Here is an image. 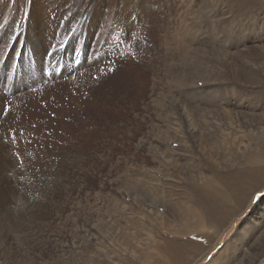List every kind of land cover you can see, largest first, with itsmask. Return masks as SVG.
<instances>
[{
    "label": "rangeland",
    "instance_id": "obj_1",
    "mask_svg": "<svg viewBox=\"0 0 264 264\" xmlns=\"http://www.w3.org/2000/svg\"><path fill=\"white\" fill-rule=\"evenodd\" d=\"M92 2L95 31L75 47L78 65L51 63L82 12L63 5L39 78L24 93L1 89L0 264H150L167 244L155 246L162 227L188 251L184 264L210 242L197 264L225 246L214 264L254 254L264 223H244L264 206L253 201L264 192V0H144L130 17L141 27L101 49L124 3ZM240 185L252 193L241 200ZM201 207L204 230L194 225Z\"/></svg>",
    "mask_w": 264,
    "mask_h": 264
},
{
    "label": "bare ground",
    "instance_id": "obj_2",
    "mask_svg": "<svg viewBox=\"0 0 264 264\" xmlns=\"http://www.w3.org/2000/svg\"><path fill=\"white\" fill-rule=\"evenodd\" d=\"M120 1L122 2V4L123 3H124V5L126 4V0H120ZM143 1L144 0H131L132 4L135 5L133 7L126 8V7H124V5L120 6L119 10L117 11V15L115 17L114 26H113V31L115 30V33L117 36H115L113 34V38L109 37V38L100 39L98 41V45L100 46V49L102 46L104 47L105 45H107V42H109V41L112 42L111 43L112 45L111 46L107 45V46H109L110 48H114L116 43H118L117 41H119L122 38V36H120L118 34L121 32L122 34H125L123 36V38L126 37L128 27H134L135 29L141 27V25H139V22L134 21L135 17H134V19H132L130 17H133V15L138 13V11L142 8ZM92 3H93L92 0H76V1H73V0H54V1H52L51 0V2H49V3H48V0H0V105L4 104V102H9L8 99H10L9 97H7L5 95L4 91H2L1 89H4L8 92H11V90H13L15 92H16V90L17 91L22 90L24 93L25 91H27L26 90L27 87L31 84V83H29L30 80L33 79L35 81L37 78H39V76H40L39 70L41 67V63H40L39 59H41V57L44 58V56L47 54V51H48L47 50L48 45L52 41H54L58 38V35H57L58 32L57 33L52 32L51 28H53V25H55L57 23L58 20L56 18L63 14V12H64L63 11V5H66L68 9L70 8L69 10H72V7H74L73 8V10H74V9H76L75 8L76 4H79V6L77 8H80L82 10V12H81V16L78 18L77 24L74 27H66V29L64 30L65 31L64 36L62 37V35H61L62 39H60V37H59L61 42H59L58 48L55 51H53V53L51 55L52 56L51 57L52 58L51 63H53V61L56 59L55 58L56 56H59V57L69 56L72 61H74V62L76 61L77 65L80 63L81 59H76V60L74 59L75 50L77 47L79 50L84 49L83 45L78 46L79 43L85 44V46H88L90 44L91 40L93 39V33L95 31V24H94V20H93L94 18L91 16V13L93 10ZM110 5H112V4H110ZM42 7H44V9L46 11V12L44 11V14L41 11ZM103 7L99 9V11H100L99 13H101L104 21H106L105 19L108 16H107L105 10L103 9ZM148 7H150V4ZM39 10H40V14L43 17V19L40 17V14L38 12ZM51 12L55 14L54 20H52L53 17L47 18L48 15H46V13L50 14ZM61 12H62V14H60ZM147 12L148 13L151 12V8L147 9ZM4 27H5V29H4ZM91 31H92V33H91ZM78 35L82 38L80 41L76 40V36H78ZM64 38H65V40H64ZM68 39H69L70 45H66L67 44L66 41ZM62 41H65V42L63 43ZM143 41L146 42L147 40L143 39ZM148 41H149V38H148ZM71 42H72V44H71ZM151 44H152V41H151ZM147 45H148V43H147ZM148 47H150V46H148ZM28 49H30V52L28 51ZM27 52L31 56H29V54ZM103 53H105V52H103ZM19 54L21 56H19ZM49 64H50V61H49ZM63 64H64V62H63ZM76 64H74V65L77 66ZM57 65H59V62ZM48 68H49V66H48ZM73 70H74V68L72 66L69 67V71H73ZM70 73L72 75V72H70ZM41 75H43V73H41ZM15 80H16V83H15ZM209 88H210V86H209ZM199 91H200V89H199ZM215 101H214V103H216ZM210 113H211V111H210ZM210 117H212V116H210ZM205 123L212 124L214 127H216V131L217 132L219 131V130H217V127L220 126L219 125L220 123L218 124L217 122H212V121L211 122L205 121ZM224 130H227V129H224ZM250 150H252V149H250ZM259 155H257V156H259ZM260 157H261V155H260ZM251 158H252V156H251ZM260 160H261V158H260ZM261 173H262V175H264V169L262 170ZM210 177L205 176L203 174V179H205V180H210V179H208ZM248 179L250 180V178H248ZM244 180L248 181L247 179H244ZM210 181H214V180H210ZM246 181H244V182H246ZM231 182H233V181H231ZM251 183L252 182L250 180V184ZM261 185H264V184L262 183ZM223 186L224 185L219 186V190H221V188ZM244 187L245 186L242 185L241 188H238V190H237L239 200L244 199L246 191H247V189L251 188V185L248 186L247 189H246V187L245 188ZM249 193H251V192H249ZM249 193H247L246 195H248ZM208 212L209 211L207 209H202V207H201V213L197 215L198 216L197 218L199 220L198 221L196 220L194 223L195 226L198 225L199 230L200 229L204 230L207 226H209V227L211 226L207 222V218H206V215L208 214ZM158 214L163 219L167 218V215H165V214L162 215V213H160V212ZM262 223H264V206L257 209L250 216V218L246 220L244 225L248 229H251L253 226L255 228H258L259 224H262ZM220 225H223V222L216 224L217 227H219ZM213 227L215 229L214 225H213ZM217 227H216V229H217ZM224 230L225 229L221 228V230L217 229L215 231L216 238L218 240H217V242L215 241L216 239L213 240V243L218 244V242L221 240L220 232H222ZM164 231H165V228L162 227L160 230L157 231V233L155 232V234H156L155 237H157V239H155L156 240L155 246H159L162 243H167V244L160 251L159 260L156 262L150 263V264H184L185 262H183V258H185L188 251L185 248H182L178 245H175V243L172 240L164 239ZM173 233L174 232H172V234ZM262 233H264V231ZM254 234H252V235H254ZM208 235H210V233L206 232V236L209 238ZM209 240H210V238H209ZM210 244L212 247L211 242H210ZM260 246H262V245H260ZM211 247L204 248L203 251L197 252V255L191 257V259L188 262L186 261L187 262L186 264H197L198 262H200L201 258H203L205 253L207 251L211 250ZM226 249H227V246L223 247V249L221 251H218V253L210 261L209 264H214L215 262H217L216 260L219 259L220 254L222 252L224 253L226 251ZM263 253H264V245L260 249H256L254 254L250 255L248 252L245 251V252H243V254H241L242 257L240 259L238 258L234 261L231 260L230 262H227V264H255L258 261L259 257ZM248 257L250 258V260L246 261V258L249 259ZM222 264H225V263H222Z\"/></svg>",
    "mask_w": 264,
    "mask_h": 264
},
{
    "label": "snow or ice",
    "instance_id": "obj_3",
    "mask_svg": "<svg viewBox=\"0 0 264 264\" xmlns=\"http://www.w3.org/2000/svg\"><path fill=\"white\" fill-rule=\"evenodd\" d=\"M264 198V192L257 191L253 197V201H258L260 199Z\"/></svg>",
    "mask_w": 264,
    "mask_h": 264
}]
</instances>
